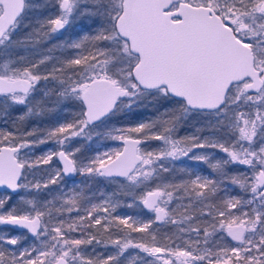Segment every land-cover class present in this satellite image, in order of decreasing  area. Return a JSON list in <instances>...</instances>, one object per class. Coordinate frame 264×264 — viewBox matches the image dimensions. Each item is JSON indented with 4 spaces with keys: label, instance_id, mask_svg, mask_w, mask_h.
<instances>
[{
    "label": "snow or ice",
    "instance_id": "snow-or-ice-1",
    "mask_svg": "<svg viewBox=\"0 0 264 264\" xmlns=\"http://www.w3.org/2000/svg\"><path fill=\"white\" fill-rule=\"evenodd\" d=\"M0 264H264V0H0Z\"/></svg>",
    "mask_w": 264,
    "mask_h": 264
},
{
    "label": "rangeland",
    "instance_id": "rangeland-1",
    "mask_svg": "<svg viewBox=\"0 0 264 264\" xmlns=\"http://www.w3.org/2000/svg\"><path fill=\"white\" fill-rule=\"evenodd\" d=\"M119 211L121 212V214H123L125 212L131 213L132 210H130V209H120Z\"/></svg>",
    "mask_w": 264,
    "mask_h": 264
}]
</instances>
